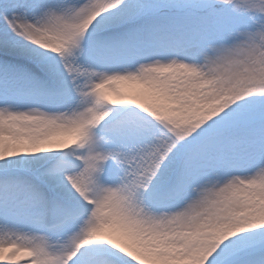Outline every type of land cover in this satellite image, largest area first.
Listing matches in <instances>:
<instances>
[{"label": "snow or ice", "instance_id": "6c2138e0", "mask_svg": "<svg viewBox=\"0 0 264 264\" xmlns=\"http://www.w3.org/2000/svg\"><path fill=\"white\" fill-rule=\"evenodd\" d=\"M0 264H264V0H0Z\"/></svg>", "mask_w": 264, "mask_h": 264}]
</instances>
